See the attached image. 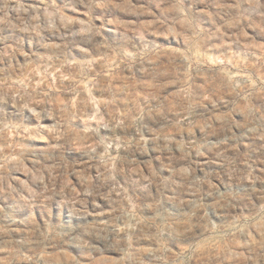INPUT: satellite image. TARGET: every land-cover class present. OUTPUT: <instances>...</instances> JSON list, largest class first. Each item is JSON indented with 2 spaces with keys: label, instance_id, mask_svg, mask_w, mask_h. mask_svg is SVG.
<instances>
[{
  "label": "clouds",
  "instance_id": "clouds-1",
  "mask_svg": "<svg viewBox=\"0 0 264 264\" xmlns=\"http://www.w3.org/2000/svg\"><path fill=\"white\" fill-rule=\"evenodd\" d=\"M0 264H264V0H0Z\"/></svg>",
  "mask_w": 264,
  "mask_h": 264
}]
</instances>
